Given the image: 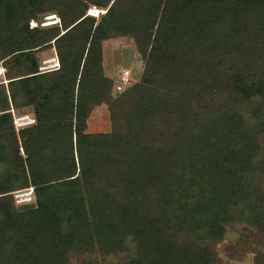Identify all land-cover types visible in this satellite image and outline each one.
Wrapping results in <instances>:
<instances>
[{
    "label": "trees",
    "instance_id": "16d2710c",
    "mask_svg": "<svg viewBox=\"0 0 264 264\" xmlns=\"http://www.w3.org/2000/svg\"><path fill=\"white\" fill-rule=\"evenodd\" d=\"M46 11L61 28L29 29ZM114 38L144 61L115 97L102 48ZM50 48L59 69L40 73L34 53ZM4 59L0 264L120 253L125 264H210L236 217L264 246V0H0ZM103 104L109 132L87 133ZM20 108L33 125L15 128ZM28 187L35 206L17 210L12 192Z\"/></svg>",
    "mask_w": 264,
    "mask_h": 264
},
{
    "label": "rangeland",
    "instance_id": "374dc122",
    "mask_svg": "<svg viewBox=\"0 0 264 264\" xmlns=\"http://www.w3.org/2000/svg\"><path fill=\"white\" fill-rule=\"evenodd\" d=\"M92 7V6H91ZM2 13V12H1ZM54 14L59 23V15L57 12L46 11L40 12L36 18L31 21H40L44 16ZM87 15V12H86ZM101 14L95 17V24L99 22ZM29 21V23L31 22ZM28 23V27L29 26ZM60 24V23H59ZM58 24V25H59ZM56 25V26H58ZM57 28H61L57 27ZM40 29V28H37ZM41 30V29H40ZM103 48V72L104 76L112 81V96L115 97L119 92L129 86L139 83L142 76L144 61L137 54L133 41L129 38H114L102 43ZM55 53L53 48L36 51L34 54L37 59L38 68L41 61L52 57ZM11 59L0 61L1 71L4 75L0 76V82L5 85L7 81V73H10L12 67ZM127 83H123L122 76L124 72ZM5 80V81H3ZM14 115L19 116L28 114L33 118L31 108H20L14 110ZM110 116L107 105L94 107L87 119V133L99 134L109 132ZM19 155L23 158V151L19 150ZM5 167L0 165V175L4 172ZM29 188V187H28ZM35 206V202L26 205H15L17 210L28 209V206ZM261 234L257 226L245 223L243 219L236 217L234 221L228 223L224 228V235L221 241L210 249L211 257L206 256L205 261L210 264H254L255 257L258 253L264 255V246H259ZM95 260L101 264H125L131 257V253L117 254L115 256H95ZM88 259L84 254H73L68 258L69 264H82Z\"/></svg>",
    "mask_w": 264,
    "mask_h": 264
},
{
    "label": "built area",
    "instance_id": "2783aa9c",
    "mask_svg": "<svg viewBox=\"0 0 264 264\" xmlns=\"http://www.w3.org/2000/svg\"><path fill=\"white\" fill-rule=\"evenodd\" d=\"M101 13H103V11L96 9L93 6L87 10V16L97 17ZM56 18L57 17L54 14H49V15L44 16L43 19H41L39 22L31 21L29 23V26L30 28H35V27L48 28V27L56 26L60 23V20H59V23L57 24ZM58 26H60V24ZM57 69H59V64L56 58L55 59L48 58V59L42 60L41 65L38 68V71L40 73H46L50 71H55ZM1 73L3 72L1 71V67H0V74ZM126 75L128 74L125 71L122 76L123 83H127V79L125 78ZM13 124L16 129L26 128L34 124V119L26 115H19L14 118ZM31 192H32V189L17 190V191L12 192V196L17 205H24L32 201Z\"/></svg>",
    "mask_w": 264,
    "mask_h": 264
},
{
    "label": "crops",
    "instance_id": "0c3cea01",
    "mask_svg": "<svg viewBox=\"0 0 264 264\" xmlns=\"http://www.w3.org/2000/svg\"><path fill=\"white\" fill-rule=\"evenodd\" d=\"M52 27H56V26H52ZM52 27H48V28H52ZM59 27V26H58ZM35 28H39V27H35ZM33 29V28H32ZM40 29H46V28H40ZM50 58H56V60L58 61V59H57V57H56V54L54 53V55L52 56V57H50ZM51 72V71H50ZM47 73V72H46ZM3 81H5V80H3ZM6 82V81H5ZM13 112H15L14 110H12V113ZM13 115H14V113H13ZM23 115H26V116H28L29 117V115L28 114H23ZM15 116V115H14ZM16 117V116H15ZM14 117V118H15ZM31 118V117H30Z\"/></svg>",
    "mask_w": 264,
    "mask_h": 264
},
{
    "label": "clouds",
    "instance_id": "9594fccd",
    "mask_svg": "<svg viewBox=\"0 0 264 264\" xmlns=\"http://www.w3.org/2000/svg\"><path fill=\"white\" fill-rule=\"evenodd\" d=\"M58 64H59V62H58ZM1 75H4V72L1 73L0 76H1ZM26 189H27V190L32 189V192H31V193H32V201H31V202H33V201H34V199H33V198H34L33 188L30 187V188H26ZM31 202H29V203H31Z\"/></svg>",
    "mask_w": 264,
    "mask_h": 264
}]
</instances>
